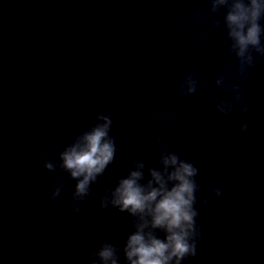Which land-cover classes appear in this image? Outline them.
Returning <instances> with one entry per match:
<instances>
[{
	"label": "water",
	"instance_id": "water-1",
	"mask_svg": "<svg viewBox=\"0 0 264 264\" xmlns=\"http://www.w3.org/2000/svg\"><path fill=\"white\" fill-rule=\"evenodd\" d=\"M207 8V0H0V264H82L102 239L122 246L130 224L99 210L101 190L93 186L85 202L97 209L77 218L75 181L49 201L61 173L35 164L55 157L94 112L111 113L118 148L101 189L124 175L133 150L156 166L159 128L201 170L205 194L224 185L226 212L213 201L196 206L205 227L190 264H264V58L241 81L223 31L211 26L220 16ZM188 71L197 91L177 96ZM218 73L242 89L246 113H216L230 98L215 86ZM162 103L177 114L166 125L152 119Z\"/></svg>",
	"mask_w": 264,
	"mask_h": 264
},
{
	"label": "clouds",
	"instance_id": "clouds-1",
	"mask_svg": "<svg viewBox=\"0 0 264 264\" xmlns=\"http://www.w3.org/2000/svg\"><path fill=\"white\" fill-rule=\"evenodd\" d=\"M207 4L208 14L220 16L211 19V26L223 31L228 42L227 53L235 60V73L243 81L257 57L264 58V0H207ZM194 20L201 21L199 13L194 15ZM231 71L230 67L225 69V72ZM195 76L193 71L181 76L177 96L196 93L198 81ZM214 83L217 89L230 93L229 99H221L215 104L218 115H229L234 106H238L241 113L248 111L238 85L220 73ZM166 108L163 103L158 106L152 116L155 123L166 125L175 118L176 112L166 111ZM91 119L93 122L80 128L59 148L55 157L41 155L35 160V164L46 172L59 170L61 173L54 177L48 190L49 201H56L61 196L66 181H75L69 199L74 204L72 215L79 218L85 209L88 212L97 209L96 202L85 203L95 186L102 191L99 210L115 209L124 214V220L130 224L122 246L110 239H102L82 264H190L205 227L196 206H206L213 201L219 212H226L223 183L211 187L205 194L198 179L201 170L172 151L158 128L152 132L156 142V166L146 163L133 150L124 175L113 187L101 189L100 178L113 163L118 150L112 134L114 120L111 113L101 112L92 113ZM248 131L249 124L245 120L239 132L244 135ZM52 143L59 145V138H54ZM202 171L205 175L209 173L207 168ZM219 179L223 181L225 177Z\"/></svg>",
	"mask_w": 264,
	"mask_h": 264
}]
</instances>
